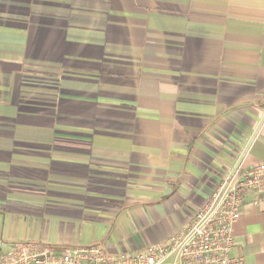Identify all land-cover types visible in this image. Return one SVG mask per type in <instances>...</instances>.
Listing matches in <instances>:
<instances>
[{"label": "crops", "instance_id": "0c3cea01", "mask_svg": "<svg viewBox=\"0 0 264 264\" xmlns=\"http://www.w3.org/2000/svg\"><path fill=\"white\" fill-rule=\"evenodd\" d=\"M261 162L264 0H0L1 254L136 253ZM233 236L264 264V193Z\"/></svg>", "mask_w": 264, "mask_h": 264}, {"label": "built area", "instance_id": "2783aa9c", "mask_svg": "<svg viewBox=\"0 0 264 264\" xmlns=\"http://www.w3.org/2000/svg\"><path fill=\"white\" fill-rule=\"evenodd\" d=\"M250 192L264 193V162L250 168L235 165L184 229L136 253L112 256L98 244L57 253L27 242L0 255V264H247L233 254V226Z\"/></svg>", "mask_w": 264, "mask_h": 264}, {"label": "rangeland", "instance_id": "374dc122", "mask_svg": "<svg viewBox=\"0 0 264 264\" xmlns=\"http://www.w3.org/2000/svg\"><path fill=\"white\" fill-rule=\"evenodd\" d=\"M0 255H2V254L0 253Z\"/></svg>", "mask_w": 264, "mask_h": 264}]
</instances>
